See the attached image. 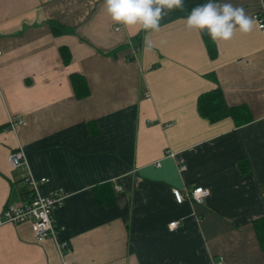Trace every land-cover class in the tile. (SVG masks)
Here are the masks:
<instances>
[{
	"label": "crops",
	"instance_id": "crops-1",
	"mask_svg": "<svg viewBox=\"0 0 264 264\" xmlns=\"http://www.w3.org/2000/svg\"><path fill=\"white\" fill-rule=\"evenodd\" d=\"M185 18L147 32L138 50L142 29L114 23L104 0H0V216L25 201L9 160L18 147L48 179L41 194L65 195L56 239L0 223V264H264L253 225L264 216V31L255 22L215 42L212 59ZM52 22L73 32L54 34ZM218 88L249 120L199 115L198 97ZM13 115L26 125L4 131ZM104 186L111 204L96 196ZM198 186L210 190L204 204L177 202L173 189ZM56 240L69 242L64 256Z\"/></svg>",
	"mask_w": 264,
	"mask_h": 264
},
{
	"label": "clouds",
	"instance_id": "clouds-1",
	"mask_svg": "<svg viewBox=\"0 0 264 264\" xmlns=\"http://www.w3.org/2000/svg\"><path fill=\"white\" fill-rule=\"evenodd\" d=\"M104 4L114 23L153 31L160 30L161 21L171 10L187 11L185 0H104ZM185 19L189 30L206 32L217 43L230 41L237 31L248 34L255 25V19L243 6L234 5L231 0H207L193 6Z\"/></svg>",
	"mask_w": 264,
	"mask_h": 264
},
{
	"label": "built area",
	"instance_id": "built-area-1",
	"mask_svg": "<svg viewBox=\"0 0 264 264\" xmlns=\"http://www.w3.org/2000/svg\"><path fill=\"white\" fill-rule=\"evenodd\" d=\"M258 24L260 30L264 31V6L261 5L260 10L252 16ZM1 54V52H0ZM26 125L25 119L20 115L10 117L8 123L3 128L4 131H15ZM9 160L12 166L22 170V179L25 184L26 194L25 201L21 205L8 206L0 216V223L22 224L31 222L35 238L38 242H43L48 238L56 239L58 226L55 222L54 212L59 208L65 199L62 190L56 189L48 195H43L39 191V185L47 183V178L37 180L34 178L27 161L24 149L18 147L10 153ZM174 197L178 203L185 200L193 201L197 204H204L210 195V190L206 187L198 186L196 188L173 189ZM179 222H172L169 227L174 229ZM57 248L62 256L70 250L68 241H57Z\"/></svg>",
	"mask_w": 264,
	"mask_h": 264
},
{
	"label": "trees",
	"instance_id": "trees-1",
	"mask_svg": "<svg viewBox=\"0 0 264 264\" xmlns=\"http://www.w3.org/2000/svg\"><path fill=\"white\" fill-rule=\"evenodd\" d=\"M187 11H181L179 9H174L169 12V15L166 16L161 21V26L164 24H167L173 20L186 17L187 12L191 10L193 6L187 5ZM51 28L54 32V34H68L73 32V30L68 29L56 22L51 23ZM151 30H141L140 33H138L136 36L133 37L132 43L135 44V48L139 50L141 41L144 37V35ZM202 37L204 39L205 45L207 47L209 56L213 59L216 58L218 55V50L216 43L211 40V38L206 34V32H201ZM123 47L118 48L117 50H120ZM116 50V51H117ZM116 51H114V55L116 54ZM62 58L64 60L65 64H68L71 60V54L66 47H61L60 49ZM133 58V57H132ZM131 58V59H132ZM210 77H214L213 74L209 75ZM72 83L74 85V88L76 90V94L79 98L84 97L87 94V85L85 84L83 78L81 76H78L76 74H73L72 77ZM198 113L201 117L207 119L211 123H216L222 119H225L227 117H233L236 122L242 123L243 121L249 120L248 117V109L246 107H232L229 106L225 100L224 94L220 88L214 89L205 93H202L198 97ZM3 129V128H2ZM105 188L104 192H101V189H98V192H96V196L98 200L101 202H104L106 204L113 203V191L108 188L107 186H104ZM107 188V189H106ZM103 190V189H102ZM26 189H24L23 195L26 194ZM254 229L256 231L258 241L260 243V246L262 248V251L264 252V216L255 220L254 223Z\"/></svg>",
	"mask_w": 264,
	"mask_h": 264
}]
</instances>
